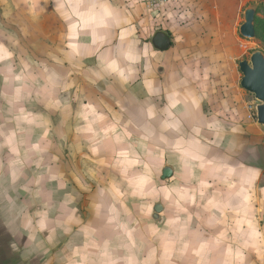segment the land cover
<instances>
[{
	"label": "crops",
	"instance_id": "1",
	"mask_svg": "<svg viewBox=\"0 0 264 264\" xmlns=\"http://www.w3.org/2000/svg\"><path fill=\"white\" fill-rule=\"evenodd\" d=\"M191 4L0 0V264H264L263 141Z\"/></svg>",
	"mask_w": 264,
	"mask_h": 264
},
{
	"label": "rangeland",
	"instance_id": "2",
	"mask_svg": "<svg viewBox=\"0 0 264 264\" xmlns=\"http://www.w3.org/2000/svg\"><path fill=\"white\" fill-rule=\"evenodd\" d=\"M214 4H212L214 12V18L212 17V21H216L217 19L221 20L223 42L226 47L225 51L223 50V58L221 62H224L226 73H229V78L232 81H236L237 85L242 88V91L247 96L249 102V111L251 114V119L256 128L257 135L262 139V149H263V160L261 163L262 169L264 173V125L258 123L257 118V105L260 103L254 94L246 91L241 86V80L243 77V73L240 70L239 63L243 60L251 59L252 54L261 50L264 52V0H211ZM210 2V1H208ZM220 3L219 8H217V4ZM256 9V18H255V26H256V36L255 38L249 39L245 38L240 33V27L245 22V11L248 8ZM220 16V17H219ZM213 23V22H211ZM228 42V45L226 42ZM260 187H264V176L262 181L259 183ZM255 207H257L256 213L258 214V218L264 224V188L257 189L255 192Z\"/></svg>",
	"mask_w": 264,
	"mask_h": 264
},
{
	"label": "water",
	"instance_id": "3",
	"mask_svg": "<svg viewBox=\"0 0 264 264\" xmlns=\"http://www.w3.org/2000/svg\"><path fill=\"white\" fill-rule=\"evenodd\" d=\"M255 18L256 9L252 7L246 9L245 22L240 27V33L243 37L249 39L255 38ZM153 44L159 50H166L171 46V41L164 33H158L153 38ZM239 66L243 73L241 86L246 91L254 94L256 99L260 102L257 105V118L258 123L264 125V52L261 50L255 51L250 61L243 60L239 63ZM172 174V169L166 167L163 172V178L171 177ZM154 210L156 213H159L163 210V207L157 204Z\"/></svg>",
	"mask_w": 264,
	"mask_h": 264
},
{
	"label": "built area",
	"instance_id": "4",
	"mask_svg": "<svg viewBox=\"0 0 264 264\" xmlns=\"http://www.w3.org/2000/svg\"><path fill=\"white\" fill-rule=\"evenodd\" d=\"M147 8L151 14H159L166 23L173 17H179L185 22L192 20L188 12L194 0H137ZM184 18V19H183Z\"/></svg>",
	"mask_w": 264,
	"mask_h": 264
}]
</instances>
